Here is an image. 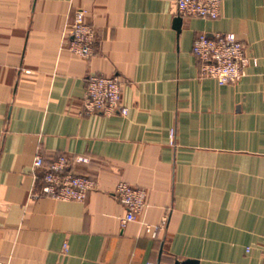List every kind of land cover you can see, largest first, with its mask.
<instances>
[{"label":"crops","instance_id":"crops-1","mask_svg":"<svg viewBox=\"0 0 264 264\" xmlns=\"http://www.w3.org/2000/svg\"><path fill=\"white\" fill-rule=\"evenodd\" d=\"M79 10L90 59L68 50ZM216 33L245 46L235 84L200 76L193 42ZM90 75L122 82L127 115L82 113ZM36 155H65L97 188L36 197ZM119 182L147 193L135 221ZM263 246L264 0H221L216 20L176 0H0V263L264 264Z\"/></svg>","mask_w":264,"mask_h":264},{"label":"built area","instance_id":"built-area-1","mask_svg":"<svg viewBox=\"0 0 264 264\" xmlns=\"http://www.w3.org/2000/svg\"><path fill=\"white\" fill-rule=\"evenodd\" d=\"M176 7L178 15L182 18L216 20L220 16L221 0H176ZM94 41L93 26L86 21L82 10L77 11L70 25L69 52L81 59H90L94 53ZM192 52L199 60L200 76L213 79L219 85L239 82L244 77L250 62L244 44L233 33H216L212 36L201 34L194 40ZM122 92L123 84L116 77L88 76L82 99V113L127 115L128 108L122 103ZM77 161L87 163L88 159L81 157ZM68 163L65 155L56 157L48 164L41 155H36L33 166L41 173L40 188L35 194L36 197L83 202L88 193L97 188L94 178L71 171ZM114 194L125 208L123 223L135 221L146 207L147 193L143 189L119 182ZM146 231L148 234L152 233L150 227H146ZM64 251H67L66 245ZM262 255L264 257V246Z\"/></svg>","mask_w":264,"mask_h":264},{"label":"water","instance_id":"water-1","mask_svg":"<svg viewBox=\"0 0 264 264\" xmlns=\"http://www.w3.org/2000/svg\"><path fill=\"white\" fill-rule=\"evenodd\" d=\"M178 25L181 23V18L177 19ZM174 264H198L197 261L194 260H184V261H175Z\"/></svg>","mask_w":264,"mask_h":264}]
</instances>
